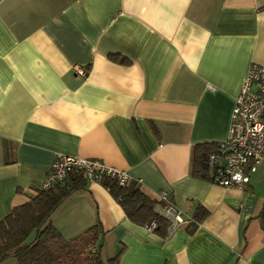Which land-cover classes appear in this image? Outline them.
I'll list each match as a JSON object with an SVG mask.
<instances>
[{"label":"crops","instance_id":"obj_1","mask_svg":"<svg viewBox=\"0 0 264 264\" xmlns=\"http://www.w3.org/2000/svg\"><path fill=\"white\" fill-rule=\"evenodd\" d=\"M252 62L264 65V0H0V219L56 155L93 158L152 200L167 192L183 222L162 238L85 180L50 216L63 238L99 222L104 261L264 264V161L244 189L190 173L194 145L227 139Z\"/></svg>","mask_w":264,"mask_h":264},{"label":"trees","instance_id":"obj_2","mask_svg":"<svg viewBox=\"0 0 264 264\" xmlns=\"http://www.w3.org/2000/svg\"><path fill=\"white\" fill-rule=\"evenodd\" d=\"M221 143L194 145L191 155L192 176L211 181L214 170L211 155H219ZM85 179L78 172L70 173L49 189H39L21 205L12 207L0 219V264L8 258L18 264H118V255L104 261L99 253L103 230L97 222L78 236L65 239L53 227L50 216L70 195L83 188ZM102 185L122 207L133 223L149 228L162 238L168 237V220L155 209L156 200L150 199L135 181L121 186L113 178H103ZM198 206L188 224H196L205 215ZM264 230V207L256 216ZM33 235V236H32ZM31 236V238H30Z\"/></svg>","mask_w":264,"mask_h":264},{"label":"built area","instance_id":"obj_3","mask_svg":"<svg viewBox=\"0 0 264 264\" xmlns=\"http://www.w3.org/2000/svg\"><path fill=\"white\" fill-rule=\"evenodd\" d=\"M74 72L83 75L85 71L74 66ZM219 155H211L214 170L211 182L226 188L244 189L250 174L264 161V65L252 62L247 68L244 81L234 100L230 116L228 136L222 143ZM80 173L86 181L113 178L121 186L141 180L130 178L123 170L105 165L98 159L58 154L42 182L43 189H49L61 182L70 173ZM155 209L168 220V235L183 222L182 211L172 203L170 195L160 191ZM191 218L187 219L190 222ZM153 224L148 228L151 230Z\"/></svg>","mask_w":264,"mask_h":264},{"label":"rangeland","instance_id":"obj_4","mask_svg":"<svg viewBox=\"0 0 264 264\" xmlns=\"http://www.w3.org/2000/svg\"><path fill=\"white\" fill-rule=\"evenodd\" d=\"M259 165V164H258ZM257 167V166H256ZM33 236V235H32ZM30 238H31V236H30Z\"/></svg>","mask_w":264,"mask_h":264}]
</instances>
